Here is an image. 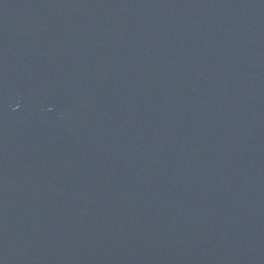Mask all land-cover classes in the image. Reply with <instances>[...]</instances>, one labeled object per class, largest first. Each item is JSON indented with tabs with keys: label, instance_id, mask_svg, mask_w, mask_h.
I'll use <instances>...</instances> for the list:
<instances>
[{
	"label": "water",
	"instance_id": "95a60500",
	"mask_svg": "<svg viewBox=\"0 0 264 264\" xmlns=\"http://www.w3.org/2000/svg\"><path fill=\"white\" fill-rule=\"evenodd\" d=\"M0 264H264V0H0Z\"/></svg>",
	"mask_w": 264,
	"mask_h": 264
}]
</instances>
